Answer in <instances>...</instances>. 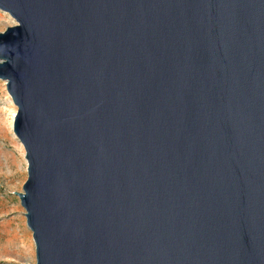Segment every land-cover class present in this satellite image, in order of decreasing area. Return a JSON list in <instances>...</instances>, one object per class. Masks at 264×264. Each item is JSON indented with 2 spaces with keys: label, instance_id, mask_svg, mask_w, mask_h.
Wrapping results in <instances>:
<instances>
[{
  "label": "water",
  "instance_id": "water-1",
  "mask_svg": "<svg viewBox=\"0 0 264 264\" xmlns=\"http://www.w3.org/2000/svg\"><path fill=\"white\" fill-rule=\"evenodd\" d=\"M31 264H264V0H0Z\"/></svg>",
  "mask_w": 264,
  "mask_h": 264
},
{
  "label": "rangeland",
  "instance_id": "rangeland-1",
  "mask_svg": "<svg viewBox=\"0 0 264 264\" xmlns=\"http://www.w3.org/2000/svg\"><path fill=\"white\" fill-rule=\"evenodd\" d=\"M16 22L0 11V32ZM16 106L0 80V264H31L35 262L34 240L26 224L24 208L16 191H23L27 178L25 152L11 134Z\"/></svg>",
  "mask_w": 264,
  "mask_h": 264
}]
</instances>
